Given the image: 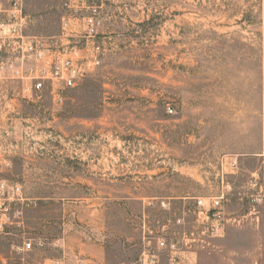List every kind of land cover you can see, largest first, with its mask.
<instances>
[{"label":"rangeland","instance_id":"obj_1","mask_svg":"<svg viewBox=\"0 0 264 264\" xmlns=\"http://www.w3.org/2000/svg\"><path fill=\"white\" fill-rule=\"evenodd\" d=\"M23 1L37 34H59L75 3ZM78 1L107 14L102 64L59 100L9 93L0 107V154L11 163L0 178L26 198L11 209L24 227L0 235V253L23 233L29 264H134L144 216L159 227L193 212L186 198L208 194L227 155L239 163L230 221L195 264H264V0Z\"/></svg>","mask_w":264,"mask_h":264},{"label":"built area","instance_id":"obj_2","mask_svg":"<svg viewBox=\"0 0 264 264\" xmlns=\"http://www.w3.org/2000/svg\"><path fill=\"white\" fill-rule=\"evenodd\" d=\"M86 11L85 14L82 11ZM74 13H81L77 16ZM107 14L103 5H89L85 1L65 3L59 34L31 32L35 18L27 11L23 0L0 1V107L9 93L21 95L33 103L46 97L61 99L63 91L76 87L103 62L100 30L105 27ZM81 29V31L76 30ZM172 112V109H169ZM0 154V173L11 163ZM237 159L227 155L219 160L207 195L186 198L194 203V220L187 219V212L173 221L166 220L153 227L144 216L142 233L144 247L139 264H195L198 253L212 246V241L225 235L224 207L234 192L231 177L237 175ZM26 198L19 183L0 178V235L11 234L7 228L24 227L22 212L11 216L14 203ZM159 205L168 210L171 203L160 199ZM154 202H148L153 205ZM20 240L11 246L8 255L0 253V264H29L34 251L32 238L21 234ZM47 264V263H44ZM48 264H88L82 255L70 262L66 257L50 260Z\"/></svg>","mask_w":264,"mask_h":264},{"label":"crops","instance_id":"obj_3","mask_svg":"<svg viewBox=\"0 0 264 264\" xmlns=\"http://www.w3.org/2000/svg\"><path fill=\"white\" fill-rule=\"evenodd\" d=\"M257 154H260V153H256V155H257ZM84 258L86 259V261H87L88 264H92V258H89L87 255H85ZM97 260H98V261L96 262L97 264H103V260H104V259H103V256H102V255H98V256H97ZM138 261H139V260H138ZM138 261L135 262L134 264H139ZM132 264H133V263H132ZM160 264H167V263H166V261H162Z\"/></svg>","mask_w":264,"mask_h":264}]
</instances>
